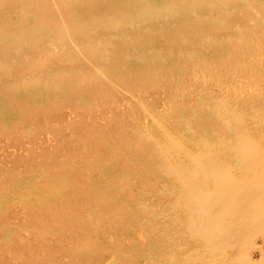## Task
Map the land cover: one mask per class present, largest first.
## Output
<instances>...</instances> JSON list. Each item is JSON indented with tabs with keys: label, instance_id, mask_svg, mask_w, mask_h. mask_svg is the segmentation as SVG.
<instances>
[{
	"label": "bare ground",
	"instance_id": "bare-ground-1",
	"mask_svg": "<svg viewBox=\"0 0 264 264\" xmlns=\"http://www.w3.org/2000/svg\"><path fill=\"white\" fill-rule=\"evenodd\" d=\"M0 264H264V0H0Z\"/></svg>",
	"mask_w": 264,
	"mask_h": 264
}]
</instances>
